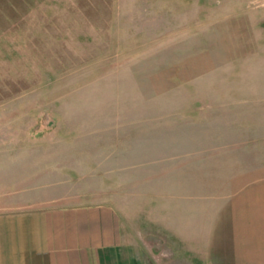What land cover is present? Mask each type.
<instances>
[{"label": "rangeland", "instance_id": "1", "mask_svg": "<svg viewBox=\"0 0 264 264\" xmlns=\"http://www.w3.org/2000/svg\"><path fill=\"white\" fill-rule=\"evenodd\" d=\"M240 137L264 148V0H0V210L161 228L184 142Z\"/></svg>", "mask_w": 264, "mask_h": 264}, {"label": "crops", "instance_id": "2", "mask_svg": "<svg viewBox=\"0 0 264 264\" xmlns=\"http://www.w3.org/2000/svg\"><path fill=\"white\" fill-rule=\"evenodd\" d=\"M239 140L184 142L161 228L126 227L106 204L0 210V264H264V148Z\"/></svg>", "mask_w": 264, "mask_h": 264}]
</instances>
